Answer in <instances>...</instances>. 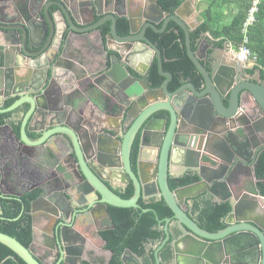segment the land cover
<instances>
[{"label":"water","instance_id":"1","mask_svg":"<svg viewBox=\"0 0 264 264\" xmlns=\"http://www.w3.org/2000/svg\"><path fill=\"white\" fill-rule=\"evenodd\" d=\"M152 1L159 18H147V26L155 33H162L167 24L174 21L183 30L186 53L201 76L198 87L189 81L174 91L168 89L172 74L163 70L161 50L145 36V27L139 31L131 14L132 0L122 1L123 11H116V14L109 11L105 18L110 21L107 39L113 40L118 49L104 47L101 53L103 62L95 59L88 67L67 53L68 46L73 50L69 34L92 32L91 27H86L88 22L82 13L68 0H52L47 4L38 0H0V114L25 106L19 133L14 135L17 145L43 146L59 139L70 146L76 171L64 172L66 191L57 195L69 205L72 204V190L86 197H97V204L107 216L108 206L142 209L138 203L140 199H162L172 217L165 219V238L154 252L156 264H160L158 252L167 242H170L172 251L171 264H264V212L257 215L256 198L245 190L237 191L239 185L231 183V178L241 175V172H233L235 169L247 171L244 174L255 180L250 163L257 151L264 148V77H260L258 69V80H245V70L254 62L219 63L212 52H207L210 45L205 42V34L197 40L196 49H192L190 33L198 26V22L190 21L197 13L194 0H184L172 14L164 12L157 0ZM83 4L92 20L102 15L97 9V0H82L80 5ZM53 5L55 11L50 10ZM118 17H124L128 23L124 36L116 31ZM66 31H69L67 36ZM124 45L128 50L123 48ZM224 48L229 50L231 44L225 42ZM139 61L143 64H138ZM153 61L164 78L158 87L149 85L146 79V71ZM100 64L101 67L97 68ZM97 72L98 78L108 82L105 89H119L122 99L128 100L122 106L129 109L123 111L121 119L116 118L120 122L117 127L125 129V135L123 168L114 174L99 171L89 162L87 153L92 146L101 144L103 138L114 136L116 128L97 123L93 118L91 123L81 124L70 113L81 118L79 114L83 112L72 90L76 81ZM92 77L93 85L99 86ZM11 94L18 99L3 108V99ZM65 97L70 98L68 105L62 104ZM7 124L5 122L0 128L9 127ZM140 126L141 141L147 139L151 150L156 151V156L148 160L153 171L147 176L132 170L128 156ZM29 134L36 139H30ZM15 155L22 159L21 149ZM206 155L215 157L207 158ZM201 157L215 164L210 165L209 160ZM206 164L209 166L205 167ZM40 167L39 174L45 178L47 166L41 162ZM218 170L222 172H216ZM172 171L194 172L198 181L171 190L168 179ZM18 179L16 173H12L9 183L13 185ZM128 179L133 181L134 192L130 198L124 199L114 192L111 184H127ZM45 181L40 186L41 194L30 201L32 221L34 211L40 205L42 208H39L47 214L57 216L55 208H51L54 198L45 187L49 182ZM2 191L0 179V199L6 198ZM204 196L215 203L230 204L231 209L221 230L210 232L203 229L184 211ZM11 198L19 201L24 210V201L19 194L10 193L8 199ZM2 211L0 202V214ZM65 218L63 216L62 220ZM16 219L18 217L9 220ZM170 227L178 234L173 235ZM35 228L32 223L29 247L2 232L0 243L10 248L25 264H43L31 248ZM51 241L63 247L62 229H53ZM120 260L121 264H143L141 258L129 249Z\"/></svg>","mask_w":264,"mask_h":264},{"label":"flooded vegetation","instance_id":"2","mask_svg":"<svg viewBox=\"0 0 264 264\" xmlns=\"http://www.w3.org/2000/svg\"><path fill=\"white\" fill-rule=\"evenodd\" d=\"M38 1H41V3L43 4H47L52 0H38ZM56 1L59 2L61 0H56ZM68 1L78 12L82 13L83 18L85 19V21L88 22L86 23L87 24L86 27L88 26L92 28V32L90 33L86 32V33H82L81 35L69 34L68 40L74 41L79 39L82 47H86V50H88V52L91 51V54H95L96 58L100 57L99 60L100 63L103 62L104 55L102 54L104 47L109 48V50L118 49L117 45L113 40L107 39V36L109 35V31H110V21L106 20L105 18L110 13L109 11H112L115 14L116 11L119 12L123 11L121 2L122 1L125 2L126 0H117L118 1L117 3L115 0H97V6H98L97 9L102 12V15L97 16L94 20H92V17L90 16L89 10L87 9L86 5L84 4L83 6L80 5V2L82 0L81 1L68 0ZM50 10L55 11L56 7L54 5L51 6ZM140 12H142L141 16H139ZM131 14H132V18L136 20L137 25H139V31L143 27H145L146 29L145 36L150 39L147 31L152 29H150L147 26L148 24L147 18H153V19L159 18V15H157L153 10V1L132 0ZM196 17H197V13L193 14V17L190 18V21L198 22L196 20ZM107 25L109 27V31L104 33L105 27ZM78 27H80V25H78ZM116 31L118 33L117 26H116ZM68 33L69 31H66L65 36H67ZM109 44L112 47H109ZM127 47H128L127 45L123 46L125 50L126 49L128 50ZM70 51H71V47L68 46L67 53L71 57ZM97 54H99L100 56H97ZM146 57L148 59L150 58V56H146ZM137 63L143 64V62L141 61ZM153 63H155V61H153L152 64ZM152 64L149 65V68L146 71V76H147L146 79L149 85L151 86H152V81L150 80L149 70ZM101 65L102 64L98 65L97 68H100ZM253 67L254 65H252L251 68L245 70L246 71L244 74L245 80L248 79L258 80L257 72H256L258 69H253ZM252 69L253 72L250 73L249 70ZM98 75L99 73L97 72L95 74L90 75L89 77H83L84 80L78 79L76 81V84L73 86L72 90L75 93V97L78 98L79 106H80L79 108H81L83 112L79 114V117L81 118H78L77 115L73 112L70 113L72 115V118L75 119L76 121H80L81 124H89L91 123L90 121L91 118H93L94 121L95 120L97 121V123H102V125H105L107 127L116 128L117 133L115 135L113 134L114 136H112L110 139L103 138L102 139L103 142L101 144L92 146L90 152L87 153L90 158L89 162H92L94 165H96L99 171L108 172L109 174L112 173L114 174V172H120L123 168L122 142L125 135V129H122L121 127L118 128L117 125L120 122L119 121L117 122L116 120H114L116 122L108 120L105 114L107 115L111 114V117L116 116V118L121 119V114L123 113V111H125V109L126 110L129 109V107L122 106L124 105V103H127L128 100L122 99L119 89H115V88L105 89L108 82L104 79L98 78ZM91 76L95 77V80L99 86L93 85V82L90 78ZM260 77L263 78L264 76L260 74ZM121 80L123 82L125 81L124 78H121ZM95 96L97 97V103H91L90 98H94ZM17 99L18 96H14L13 94L8 95V97L3 99L2 107L3 108L9 107ZM10 100H12V102L6 105L7 102ZM69 100L70 98L65 97L62 104L68 105ZM24 108L25 106H20L16 110L9 112V116L6 118L5 121L6 123L9 124V127L2 126L0 128V179L2 182V189H3L2 193L6 197L3 199L1 198L0 202L3 200L8 203L13 201L20 203L19 201L13 198L8 199L10 193H17L19 194L21 199H23V197L27 193L33 191L34 189L35 190L39 188L41 189L40 187L41 184L45 180H47L45 182H49V183H46L47 185L45 187L47 191L51 192V196L54 198V201L52 203L53 206H51V208H55V212L57 216L47 214V211L41 209L42 206L40 205L39 207L41 208L38 207V209L34 211V216L32 221L30 208H29L31 224L33 223L36 227L35 241L31 246L33 253L34 254L37 253L35 256H37L43 264H84V262H89L91 264H99V263L108 264L109 259L111 258L112 255H110L111 252L109 250L105 249L104 247L105 241L100 237L99 233L101 231L108 230L114 227L111 222L110 215L107 216L105 211H103L100 205L97 204V201L99 199L95 196L86 197V195H84L83 193L72 190L71 194L73 193L72 194L73 199L71 205H69L62 196H57L58 193L60 192L64 193L66 191L65 186L67 180L65 179L67 178L64 177L63 175L65 173L76 171L75 164L70 156L71 148L70 146L67 145V143L59 139L53 141V143L49 142L47 145H43V146L31 147V146L17 145V141L15 140V136H14L16 135V133L15 131H13L12 126L13 123L16 122L15 117H17L19 114L21 115V118L19 119L17 117L16 119L18 121L16 122L17 125H19V123L22 121L23 113L25 112ZM244 110H245L244 107H242L241 111L244 112ZM83 113H86V115H83ZM159 115H161V113H159ZM5 129H8L9 132L4 133V136L1 137V133ZM141 129L142 127L140 126L136 134L134 135L128 156L130 161V167L132 168V170L134 172H139V171L143 172V174L147 176L149 172L153 171L152 170L153 166L151 167V163L148 162V160L153 159L156 156V151L151 150L152 147L147 139L144 142L141 141V133H140ZM29 135H30L29 136L30 139L32 140L36 139V137H31V134ZM136 143L137 145H135ZM18 149H21L22 159H20V157L18 158V156L16 155L13 156L14 154H17ZM135 150H136V154L134 156ZM262 150H264V148L257 151L256 157L253 158V160L250 163L251 166L253 167V171H254L255 160L258 154ZM213 153L217 155L214 151ZM206 156L207 158L208 156L215 157L213 155H206ZM201 159L205 161L209 160L206 159V157H201ZM209 161H210L209 163L210 165L215 164L212 160ZM39 162L40 163L42 162L47 166V169L45 171L47 172V174L45 178H43L41 174H39V172H41L40 171L41 167ZM209 164H206L205 167L209 166ZM216 172H222V171L218 170ZM233 172H241L240 177L231 178L232 185L234 184L239 185V187H237V191H243L248 186L250 187L253 184H255V180L250 175L244 174L247 171L235 169ZM12 173H16V177L19 178L17 183L13 185L9 183V176H11ZM193 173L194 172L188 173L186 171L171 172L169 179L170 178L180 179L185 176H194ZM169 179H168V185H169ZM128 180L129 181L127 184H115V183L111 184V187L114 189V192L117 195H119V193L125 192V190L128 187H132L134 190L133 181L131 179ZM207 199L214 202L210 197L207 196L200 197L197 199V201L198 203H202L204 200ZM143 200L149 202L158 199L156 197H152L150 199H143ZM184 211L189 213V215L194 218L198 214V211L193 212L192 204L184 208ZM258 212L259 213L257 215L263 213L264 209H261ZM63 216L66 217L65 220H62ZM226 218L227 215L223 220H225ZM0 219H4L3 211L0 214ZM165 219L162 221L160 220L157 225L158 229L162 230L164 233L163 239L160 242H157L153 245L146 244V254L147 252H149L150 248L151 249L154 248V252H155V250L160 246V244L164 240L165 238L164 228L166 225ZM54 228L62 229V233L64 237V243H63L64 248L63 247L61 248L60 243L51 241V239L53 238ZM169 229L171 230V227ZM171 231L173 232V235L178 234V232L175 233L176 230L174 228H172ZM94 237L99 239L100 245L94 244L93 242ZM34 244H38L42 246L40 251H37ZM125 250L122 252L120 259L123 256ZM101 254L107 255V257L103 261H101V259L98 257ZM158 257L160 258V264L172 263V251L170 247V242H167L160 249V251L158 252ZM141 260L142 263L145 264L144 259L141 258ZM149 264H156L155 257L154 260L151 261Z\"/></svg>","mask_w":264,"mask_h":264},{"label":"trees","instance_id":"3","mask_svg":"<svg viewBox=\"0 0 264 264\" xmlns=\"http://www.w3.org/2000/svg\"><path fill=\"white\" fill-rule=\"evenodd\" d=\"M184 0H157L164 12L172 14ZM250 0H201L198 6V26L191 31V47L196 49L197 40L203 34H208L214 41L216 48H221L225 42L231 43L235 48L243 44L242 24L246 18ZM127 20L124 17L117 19L116 26L119 35L127 33ZM159 27V25H158ZM109 31L108 25L104 33ZM150 39L161 50L163 70L172 74L168 83V89L174 91L185 82L191 81L197 87L200 84L201 76L186 53L185 37L183 30L174 22L170 21L162 33L147 31ZM247 43L245 46L250 51L251 58H254L253 69H259L264 76V0L261 1L256 13L255 22L247 29ZM249 70L250 73L253 72ZM150 80L153 87H158L164 78L159 75L157 63H153L149 70ZM8 101L6 105L10 104ZM9 113L0 114V126L6 121ZM16 134L19 133V125L12 126ZM137 145V143L135 144ZM136 150L134 152V156ZM255 191L264 197V150H262L254 163ZM198 180L196 175L185 176L180 179L170 178L169 187L171 190L184 186ZM39 188L27 193L24 197V210L18 202L1 201L4 219H0V232L17 239L25 247L32 242V224L29 215V204L32 199L41 194ZM133 188L128 187L119 196L128 199L133 195ZM143 211L136 208H121L109 206V215L113 228L101 231L100 237L105 241V249L112 253L108 264H121L120 256L125 249H129L137 256L144 259L145 264L154 260V248H150L146 254V244L153 245L160 242L164 233L159 230L158 222L165 218H171L172 212L167 204L161 200L145 201L139 200ZM193 212L198 214L191 217L203 229L216 232L224 228L223 219L229 213L231 206L228 202L215 203L211 200H204L198 203L195 200L192 204ZM21 214V215H20ZM16 220H9L16 218ZM158 218V219H157ZM160 255V253H159ZM151 259V261H150ZM0 264H25L10 248L0 243ZM84 264H91L84 262Z\"/></svg>","mask_w":264,"mask_h":264},{"label":"crops","instance_id":"4","mask_svg":"<svg viewBox=\"0 0 264 264\" xmlns=\"http://www.w3.org/2000/svg\"><path fill=\"white\" fill-rule=\"evenodd\" d=\"M196 1H199V0H196ZM196 6H197V3L194 0L193 1V7H196ZM197 15H199V11H197ZM196 20L198 21V19H196ZM204 38H205L206 44L210 45V46L207 47V52H212V54L217 58V61L219 63L233 64V65H235V63H243L239 59H237L236 54L232 50V47L229 50H226L224 48V45H223L221 47V50H220V48L217 49L214 46V41L215 40H213L207 33L204 35ZM80 47H81V43H80L79 39L72 41L73 50L71 49V51H70L71 57L77 59L79 62L83 63L87 67L90 65V63L94 62L95 59H97L98 61L100 60V57L96 58L95 54H91V51L88 52V50H86V47H83L81 49H80ZM109 47H112V46H110V44H109ZM75 51H78V52L80 51V53L78 54ZM93 56H94V58H93ZM239 66L243 67L242 64H240ZM82 80H84V79H82ZM90 100H91V103H97V97L96 96L94 98H90ZM83 115H86V113H83ZM105 115H106L108 120H111V121L116 120L117 121L116 117H111V114H108V115L105 114ZM17 117L20 119L21 115L19 114ZM17 117H15V118L17 119ZM16 119H15V121L18 122ZM116 121H114V122H116ZM15 123H13V125H17V123L16 124ZM6 132L8 133L9 130L8 129L3 130V132L1 133V137H3L4 133H6ZM172 172H177V171H172ZM245 191L249 192L251 195H253L256 198L257 203H258V207H259L258 210H257V214H258L259 213L258 211L261 210V208H264V197L260 196L255 191V185L254 184L252 186H250V187L248 186L245 189ZM34 245H35L37 251H40V249L42 248V246H40L38 244H34Z\"/></svg>","mask_w":264,"mask_h":264},{"label":"built area","instance_id":"5","mask_svg":"<svg viewBox=\"0 0 264 264\" xmlns=\"http://www.w3.org/2000/svg\"><path fill=\"white\" fill-rule=\"evenodd\" d=\"M262 0H250V5L247 10L246 18L242 24L241 32L243 33V44H241L238 48H235L231 45L232 50L236 54L237 59H239L243 63L253 62V59L250 56L249 49L245 46L247 43V29L251 26L256 19V13L258 11L259 4Z\"/></svg>","mask_w":264,"mask_h":264},{"label":"rangeland","instance_id":"6","mask_svg":"<svg viewBox=\"0 0 264 264\" xmlns=\"http://www.w3.org/2000/svg\"><path fill=\"white\" fill-rule=\"evenodd\" d=\"M200 1L201 0H199V1H196L195 0V2L197 3V6H196V9L198 8V6H199V4H200ZM197 11H198V9H197ZM196 19H198V15H197V17H196ZM253 59V62H254V64H255V61H254V58H252ZM94 244L96 245H98L99 243H100V241H99V239L98 238H96V237H94ZM100 245V244H99ZM100 259H101V261H103L106 257H107V255H104V254H101L100 256H98ZM100 264V263H99Z\"/></svg>","mask_w":264,"mask_h":264}]
</instances>
